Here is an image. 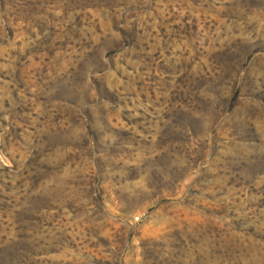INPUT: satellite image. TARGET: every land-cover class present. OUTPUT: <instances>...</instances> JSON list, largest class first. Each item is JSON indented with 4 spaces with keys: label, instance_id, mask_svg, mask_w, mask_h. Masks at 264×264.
<instances>
[{
    "label": "rangeland",
    "instance_id": "obj_1",
    "mask_svg": "<svg viewBox=\"0 0 264 264\" xmlns=\"http://www.w3.org/2000/svg\"><path fill=\"white\" fill-rule=\"evenodd\" d=\"M0 264H264V0H0Z\"/></svg>",
    "mask_w": 264,
    "mask_h": 264
},
{
    "label": "built area",
    "instance_id": "obj_2",
    "mask_svg": "<svg viewBox=\"0 0 264 264\" xmlns=\"http://www.w3.org/2000/svg\"><path fill=\"white\" fill-rule=\"evenodd\" d=\"M139 219H137L136 221H138Z\"/></svg>",
    "mask_w": 264,
    "mask_h": 264
}]
</instances>
